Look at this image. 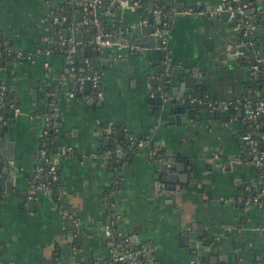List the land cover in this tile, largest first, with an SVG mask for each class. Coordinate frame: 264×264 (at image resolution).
Wrapping results in <instances>:
<instances>
[{"label": "crops", "instance_id": "1", "mask_svg": "<svg viewBox=\"0 0 264 264\" xmlns=\"http://www.w3.org/2000/svg\"><path fill=\"white\" fill-rule=\"evenodd\" d=\"M61 1L0 0V38L20 53L0 70V85L11 92L0 116V159L13 162L0 183V264H108L114 259L105 235L111 214L121 251L142 255L144 264H264V209L246 203L245 195L260 177L245 152L250 124L241 104L250 69L237 18L209 13L222 0H157L166 11L153 10V30L168 34H161L164 47L150 48L140 41L152 32L144 31L138 5L150 11L154 0H114L108 32L118 43L98 48L74 23L65 32L88 67L101 69L94 74L98 94L91 83L78 96L71 81L60 80L68 59L52 50L50 39V5ZM251 3L260 11L264 0ZM253 41L264 61V15ZM193 69L207 108L188 107L192 100L177 95L175 73ZM162 82L169 90L161 92ZM156 92L162 105L149 101ZM48 112L56 125L57 193L49 186L37 190L29 180L44 159L40 139ZM112 131L134 147L142 144L133 152L118 144L111 150ZM164 155L170 158L161 170Z\"/></svg>", "mask_w": 264, "mask_h": 264}, {"label": "trees", "instance_id": "2", "mask_svg": "<svg viewBox=\"0 0 264 264\" xmlns=\"http://www.w3.org/2000/svg\"><path fill=\"white\" fill-rule=\"evenodd\" d=\"M80 1L82 2L81 4H77L76 2ZM252 0H238L235 2L234 0H225V4H230L232 6H237L239 4H247L250 6ZM84 0H62L61 2H58L55 7L50 5V13L53 15H56L59 17V21L56 23L52 22L51 18H48L49 23L51 24V31H50V39L53 41L52 43V50L57 52V53H62L65 56H69V60H71V64L68 66H71L74 68V76L75 78L87 76V75H100V67L97 64H94L93 67H88V65L84 62L83 56L80 53V49L78 47V44L72 40H70L69 37L65 35L66 30L69 28V24L74 23L82 30H87L92 34V38L94 37L96 33V27L92 24V21L94 19L98 20L100 26L105 30V28H108V23H109V18L112 14L115 13L116 11V5L113 3L112 6H110V1L109 0H100L98 5L95 7L85 5ZM155 6L152 10L148 11L147 8L144 5H138V10L140 11V14L142 15L143 18L147 20V25L144 27V31L146 33L152 32L154 28H156V24L151 19L153 17V10L155 8L160 9L162 12L166 11V8L161 2H158L157 0H154ZM108 11V14L105 15V12ZM244 14H246L244 12ZM244 14L239 16L237 18V21L240 20L242 17H244ZM264 15V8L260 9V11H256L255 13L251 14V16L254 18L256 21V24H258V21L260 20L261 16ZM64 17V20L62 18ZM83 20H89L91 23L87 25H83L82 21ZM160 27V26H159ZM253 37V35H252ZM61 40L64 41V44H60ZM2 38H0V68L1 72H5L6 69L8 68L7 64L10 63L11 61L16 59V52H14L12 49L9 47L3 45ZM244 62H247V65H252L253 64V59H252V52L247 49V47H244ZM257 65V74L256 75H251L249 76V79L247 80L245 84V92H244V100L242 101L241 104V109L243 112V115L247 117V108H246V102H250V107H254V105L261 101L264 100V61L261 63L256 64ZM67 66V65H66ZM165 81V80H164ZM161 92H163L165 88V83H161ZM97 89L94 88V95L97 93ZM75 93L78 96H82L84 94V88H82L81 91H75ZM11 92L9 90H4L3 91V103L4 106L2 109H0V116L2 114H6V111L9 106L10 102V96ZM7 116V115H5ZM41 116V115H40ZM53 112H48L46 113V116L48 117V125L46 127L43 126V129L45 130V133L42 134L41 136V149L45 151V156L47 157V161H44V159L41 160L39 166L43 168L40 177L35 179L33 177H30L29 180L32 182L35 187H37L40 183H42L41 178L42 174L47 175V170L50 166V163L53 164L52 161V146H53V140L55 136V132L53 129ZM43 117V115H42ZM248 119V118H247ZM249 129L247 131V134L250 135L251 140L253 141V144H249L248 142L246 143L245 146V152L248 154V152H251V155L254 154H259L261 152H264V140L262 139V136L264 135V113L260 114L259 116H256L255 119H248ZM111 140H115L111 142V145L109 146L111 150H114V147L118 144L120 146H123L122 148L124 151H129L128 148L130 147V151L133 152L134 149L137 147V145L134 147L132 146V142L128 141L125 137L119 139L115 133V131H112L110 133ZM153 150L156 151V153L162 154L161 149L157 146L152 147ZM116 152H114V155ZM245 154V157L247 158V155ZM255 172L259 175L260 180L258 182V185L255 186L252 189H248L245 191V195L248 196H258L259 200L262 202V209H264V186L262 183V177L264 175V163L261 166H254ZM6 170H9V166L5 161L0 159V183L3 182L5 179L9 177V173L7 174ZM58 175V174H57ZM57 182L54 181L49 185L50 188H55V191L57 193ZM57 197V196H56ZM109 202H111V198L108 199ZM107 201V202H108ZM116 224V222H115ZM112 239L116 241L117 243L120 244V238L117 235L116 227L114 225L113 230H112ZM77 234L76 230L72 231V235ZM76 243V239L74 240ZM121 247V246H120ZM122 249V248H121ZM121 249L117 250L115 249L116 252L123 253L124 251H121ZM128 253V252H126ZM138 260V259H137ZM140 264H144V260H138ZM100 264V263H99ZM108 264H125L124 262L117 261L115 260V257L113 260H109Z\"/></svg>", "mask_w": 264, "mask_h": 264}, {"label": "built area", "instance_id": "3", "mask_svg": "<svg viewBox=\"0 0 264 264\" xmlns=\"http://www.w3.org/2000/svg\"><path fill=\"white\" fill-rule=\"evenodd\" d=\"M110 1V6L113 5L114 0H109ZM235 2H237L238 0H234ZM100 2V0H84V4L85 5H89L92 7H95L96 5H98V3ZM225 0H222V3L216 7H214L213 9H211L209 11L210 14H222V13H229L233 18H238L239 16L243 15L244 12L246 14H244V17H242L240 20H238V24L240 26V29L242 30V34L243 36L246 38V42H245V46L253 51L254 53V47H255V42L253 41V32L256 29V21L254 20V18L251 16V14L255 13L252 12V6H248L247 4L243 3V4H239L237 6H232L230 4H225L224 3ZM77 4H81L82 2L77 1ZM264 8V5L262 6ZM207 13V12H206ZM238 15V16H237ZM48 17H50L52 19L53 23H56L59 21V17L53 14H48ZM62 20H64V17L62 18ZM91 23V21L89 20H83L82 24L83 25H87ZM142 23L146 26L147 25V20L145 18L142 19ZM92 24L96 27V33L93 37V43L98 47V48H106L109 46H112L113 44H115L116 42L118 43L119 41L116 40L115 38L111 37L109 35V32L106 33L103 28L100 26L98 20L94 19L92 21ZM153 34L155 36H160L161 33H159L158 30H154ZM164 41V40H163ZM60 44H64V41L61 40ZM48 53V52H46ZM20 53H16V57H19ZM67 57V66L64 68V71L61 75V81L62 82H70L72 84H74V91H81L83 88V84L85 80H90L92 83V87L96 88L98 90L97 87V81H98V76L92 74V75H87V76H83V77H79V78H75L74 76V68L71 66H68L69 64H71V60H69V56ZM252 59H253V64L249 65V69H250V74L251 75H256L257 74V65L258 63H261L263 61L262 57H260L258 55V53L255 51L254 54H252ZM2 68H0L1 70ZM3 87L0 85V100L3 99V91L4 89H2ZM98 94V91L97 93ZM92 98V97H91ZM3 101V100H2ZM246 108H247V117L248 119H255L256 116H259L260 114L264 113V100H261L259 102H257L254 107H250V102L247 101L246 102ZM43 123H44V127H46L48 125V117H44L43 118ZM43 130V133H45V130ZM244 139L246 140V142H248L249 144H253V141L251 140V137L249 134H246ZM262 139L264 140V135L262 136ZM141 142H139L137 144V146H141ZM70 149H65L63 150V153H69ZM155 152V151H154ZM156 153V152H155ZM154 153V154H155ZM42 156H44V161H47V157H45V151H41ZM251 163L254 166H261L264 163V152H261L259 154H254L251 155ZM8 166H13V162L9 161ZM43 168L41 166H38L36 169V176L35 179L40 177V174L42 172ZM42 177H48V184H45V182L40 183L36 189L37 190H43L44 188H46V186L48 187L51 183H53L54 181L57 180V170H56V166L55 163L53 162V164L50 163V166L47 170V175H43ZM262 183L264 186V175L262 177ZM246 203L248 204H255L258 207H262V202L259 200L258 196H249L246 199ZM108 206H112V204L107 203ZM117 216L114 214H111L109 216V219L107 221V224L105 225V235L107 238V242L108 245L112 248V250L114 251V257L115 260L117 261H121L124 262L125 264H136L137 263V255L136 254H131V253H120V252H116L115 249H120L121 247L119 246V244L114 241L112 239V230L113 227L115 225V221H116ZM72 225L74 227V229L76 230V228L79 226L77 220H75L74 218L72 219ZM77 231V230H76Z\"/></svg>", "mask_w": 264, "mask_h": 264}, {"label": "water", "instance_id": "4", "mask_svg": "<svg viewBox=\"0 0 264 264\" xmlns=\"http://www.w3.org/2000/svg\"><path fill=\"white\" fill-rule=\"evenodd\" d=\"M119 1L116 2V4L118 3ZM150 8H152V5H150ZM252 12H255V9L252 11ZM171 13H169V15H171ZM238 16V15H237ZM161 14H156L155 15V18H156V22H157V25L160 24V21H161ZM169 21H172V18L169 19ZM106 33H108V28H105L104 30ZM154 30H152V33L149 36H145L143 39H140V41H143L142 44H144V47H150V48H155V47H164L165 43L163 42V38H162V35H167L168 34V31L167 30H164L162 31V35L156 37L154 34H153ZM162 53H165L162 51ZM171 71V66L168 65L167 66V69L165 72H170ZM161 72H164V71H161ZM182 74V78L180 77V75ZM176 75V79H177V82H178V85L177 87L180 88V93L177 94L179 98H182L186 101H190L192 100L191 102H189L188 104V107L190 106H196V107H201V108H207V99H204V95H203V91H197V84L200 85V79L197 78V71L196 69H193V70H190L188 72H176L175 73ZM156 83V80L153 79L152 80V84H155ZM84 84L86 87H90L91 86V81L90 80H85L84 81ZM169 83L167 82L166 83V87H165V90H169ZM176 87V85H175ZM184 88H189L191 89V92L192 94L188 95L189 93H185L184 92ZM175 90V89H174ZM174 95L176 96V90L173 92ZM163 96H161V94H158L157 92L154 94V96L150 97L149 98V101H152V102H159L161 105L163 104ZM200 98H203V102L204 103H199V99ZM7 106H9V104H7ZM19 106V103L16 101L15 102V107H18ZM189 111V110H188ZM14 115V113H9V116L12 117ZM9 122V121H8ZM53 126H56L54 125L53 123ZM6 129V126L4 127V130ZM120 149V148H119ZM170 158V155H164L163 156V159H164V163L160 165V168L161 170H164L166 168V165H167V161L168 159ZM48 179V177H47ZM45 177H42L41 178V181H45ZM6 186H7V189L10 190L11 189V186H12V181H8L6 183ZM32 203V200H28V204ZM207 243H204L202 244L203 245V249H205V246H206ZM147 257L150 258L151 257V254L150 253H147ZM137 259L138 260H142V255L138 254L137 255Z\"/></svg>", "mask_w": 264, "mask_h": 264}]
</instances>
